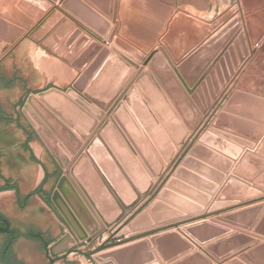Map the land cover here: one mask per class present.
I'll use <instances>...</instances> for the list:
<instances>
[{
	"label": "water",
	"instance_id": "95a60500",
	"mask_svg": "<svg viewBox=\"0 0 264 264\" xmlns=\"http://www.w3.org/2000/svg\"><path fill=\"white\" fill-rule=\"evenodd\" d=\"M117 1L60 3L105 39L102 47L57 9L33 26L50 8L45 0H0V59L7 53L0 60V185L4 180L17 182L23 194L46 180L43 189L53 187L51 208L66 227L35 196L18 214L14 191L1 190L0 211L13 219L15 226L25 221L46 233L42 246L20 237L14 246L18 257L28 264H164L171 258L162 249L161 240L173 237L193 249L191 255L205 257L194 248V241L218 260L258 241L225 261L258 264L252 257L257 250H264V200L178 230L169 226L203 213L189 218L182 214L160 218L159 213L160 208L171 209L168 204L175 195L170 188L187 186L179 178L193 176L186 167L197 169L200 162L195 158L205 160L214 153L203 145L218 150L221 136L245 147L244 152L257 150L251 140L214 125L207 126L197 141L187 146L248 54L244 34L238 29L239 15L173 64L162 48L144 56L115 36ZM26 29L30 30L24 36ZM59 36L64 37L63 42ZM43 47L79 71L70 86L66 87L77 71ZM112 63L121 66V75L106 84ZM178 149L185 152L154 198L110 236L106 229H112L149 192ZM229 176L240 177L234 170ZM237 203L231 200L218 207ZM199 226H212L223 233L235 229L228 238L245 241L218 254L215 243L204 244L207 240L198 235ZM155 229L160 231L149 238L136 236ZM126 233L129 239L116 241ZM109 236L113 242L101 245Z\"/></svg>",
	"mask_w": 264,
	"mask_h": 264
},
{
	"label": "crops",
	"instance_id": "0c3cea01",
	"mask_svg": "<svg viewBox=\"0 0 264 264\" xmlns=\"http://www.w3.org/2000/svg\"><path fill=\"white\" fill-rule=\"evenodd\" d=\"M45 1L50 4V8L43 12V15L33 26L40 22L50 10L57 9L64 18H68L76 28L80 29L82 34L87 35L102 47L106 45L103 37L61 7L60 3L62 0ZM235 14L240 17L238 29L244 34L248 54L239 63L232 77L221 89L212 106L204 115L202 123L190 137L187 146L192 142H196L198 134L205 131L207 126L214 125L219 130L236 137L251 140L257 150L255 152H244L245 147L239 146L221 136H218L222 140V143L218 145V150L203 145L214 153L207 155L208 157L205 160L195 158L200 162L197 169L195 167H186L193 176L188 180L179 178V181L187 186H182L180 189L170 188L175 195L172 196L168 204L171 209H159L160 218H173L178 214L189 218L195 213L203 214L195 218L172 223L169 228L178 230L181 226L199 220L215 218L218 215L225 214L246 204L264 200V0L117 1L116 17L118 27L115 36L144 56L149 55L158 48H162L166 58L173 64L182 61ZM29 30H25L24 36H26ZM59 40L63 42L64 37L59 36ZM37 44L40 45L39 43ZM47 51L50 52L49 50ZM50 53L54 55L52 52ZM57 58L77 71L66 86L68 87L78 76L79 71L69 62L59 57ZM121 69V66L112 63L109 68L110 71L106 75L107 80L105 83L110 84L111 79L120 76ZM50 86L55 85L52 84ZM184 152L183 149H178L170 164L165 165V171L161 173L158 180L153 181V186L149 192L141 196L136 205L127 210L125 215L112 229H106L110 236L113 231L124 225L154 198L155 193L163 185L165 179L170 175V172L177 165L180 156ZM232 170L240 177H228V174ZM245 179L249 180L250 183H244L243 181H247ZM255 192H257L256 195ZM252 195L253 197L250 199H244V197ZM35 198L39 200L57 222L60 221L55 216L52 208L47 207L42 202L39 195H35ZM231 200H237L238 203L226 207H218ZM214 204H217L215 205L217 208L212 209V205ZM155 225L157 224L155 223ZM160 230L155 229L136 236L149 238L150 235ZM197 232L198 235L207 240L204 243L205 245L215 243L214 249L218 254H225L245 241V238H228L232 232H235V229L229 233H223L212 226H199ZM110 236L103 242L106 246L113 242ZM129 238L126 233L116 241H124ZM261 240L259 239V241ZM52 242H49L47 246ZM191 242L194 244L195 249L201 250L205 256L204 258L191 255L193 249L189 250L185 244L179 242L177 239L167 237L161 240V245L171 260L169 263L164 264H171L174 261H177V264H208V260L210 264H225V261L236 257L246 248L258 243V241H253L239 251L218 260L194 241ZM63 255L58 257H62ZM141 255H143V251L140 248L138 250V257L141 258ZM252 259L258 264H264V250L254 252ZM155 262H158V260L155 259Z\"/></svg>",
	"mask_w": 264,
	"mask_h": 264
},
{
	"label": "flooded vegetation",
	"instance_id": "af4514ba",
	"mask_svg": "<svg viewBox=\"0 0 264 264\" xmlns=\"http://www.w3.org/2000/svg\"><path fill=\"white\" fill-rule=\"evenodd\" d=\"M23 102V101H22ZM30 136V133H27ZM46 180L40 182L37 188L21 193L17 182H11V180H4V183L0 185L1 190H13L14 208L18 214L23 213L29 204L32 202L35 195H39V198L47 206L51 207L50 196L53 187L46 191L43 189V184ZM54 186V185H53ZM17 189V191H16ZM13 219L7 217L0 211V264H28L24 258H19L15 250V244L20 237L31 238L43 245L46 233L40 232L33 224L25 221H18L19 225H14ZM22 228H21V227ZM47 250V249H46Z\"/></svg>",
	"mask_w": 264,
	"mask_h": 264
},
{
	"label": "rangeland",
	"instance_id": "374dc122",
	"mask_svg": "<svg viewBox=\"0 0 264 264\" xmlns=\"http://www.w3.org/2000/svg\"><path fill=\"white\" fill-rule=\"evenodd\" d=\"M20 111H21V109H20ZM24 117H25V116H24ZM26 120H27V119H26ZM256 194H257V192H255V195H256ZM250 195H251V194H250ZM251 197H253V195H252V196H246V197H244V199H245V200H248V199H250ZM254 197H255V196H254ZM58 223H59L60 225L62 224L61 226L66 230L65 225H64L61 221H58ZM65 230H64V231H65ZM64 231H63V232H64ZM63 232H62V233H63ZM62 233H61V234H62ZM90 243H91V242H90ZM90 243H87V244H85V245H82V246L79 247V248H84L85 246H88ZM101 245H105V244L102 243ZM79 248H78V249H79ZM87 256H88V255H87Z\"/></svg>",
	"mask_w": 264,
	"mask_h": 264
}]
</instances>
